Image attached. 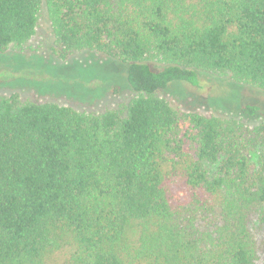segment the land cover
<instances>
[{"label": "trees", "instance_id": "1", "mask_svg": "<svg viewBox=\"0 0 264 264\" xmlns=\"http://www.w3.org/2000/svg\"><path fill=\"white\" fill-rule=\"evenodd\" d=\"M45 4L52 53L126 65L87 113L0 97V264H264V105L173 106L203 73L264 91V0H0V54ZM118 88H114L117 93Z\"/></svg>", "mask_w": 264, "mask_h": 264}, {"label": "rangeland", "instance_id": "2", "mask_svg": "<svg viewBox=\"0 0 264 264\" xmlns=\"http://www.w3.org/2000/svg\"><path fill=\"white\" fill-rule=\"evenodd\" d=\"M53 46L43 3L32 39L0 54V97L16 94L23 102L55 103L77 111L103 113L124 109L136 96L126 84V65L88 51L61 60L53 55ZM199 79V87L173 85L160 96L184 110L227 118H241L234 110L235 100L264 105V91L238 85L228 77L203 73ZM242 119L255 124L264 121V112L256 118Z\"/></svg>", "mask_w": 264, "mask_h": 264}]
</instances>
